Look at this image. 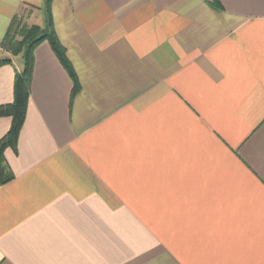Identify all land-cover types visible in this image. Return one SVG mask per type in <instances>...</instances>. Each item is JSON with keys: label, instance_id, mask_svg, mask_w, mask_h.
<instances>
[{"label": "crops", "instance_id": "obj_1", "mask_svg": "<svg viewBox=\"0 0 264 264\" xmlns=\"http://www.w3.org/2000/svg\"><path fill=\"white\" fill-rule=\"evenodd\" d=\"M52 0L34 49L13 179H0V264H264V0ZM0 0V104L21 55ZM0 117V140L11 127Z\"/></svg>", "mask_w": 264, "mask_h": 264}, {"label": "trees", "instance_id": "obj_2", "mask_svg": "<svg viewBox=\"0 0 264 264\" xmlns=\"http://www.w3.org/2000/svg\"><path fill=\"white\" fill-rule=\"evenodd\" d=\"M47 24L44 27L29 25L19 16L13 17L9 28L4 36L1 46L13 56L21 55L23 68L16 71L14 83V100L8 104H0V117L9 116L12 119L11 127L7 134L0 140V179L6 183L13 179L14 175L6 161L5 150L9 147L17 149L20 131L23 127L32 84V72L34 65V49L42 41L48 40L60 62L73 79V95L80 91V83L77 73L67 57L66 49L61 44L55 29L51 13L52 0H45ZM217 8L220 7L219 0H213ZM11 58H0V67L11 63Z\"/></svg>", "mask_w": 264, "mask_h": 264}, {"label": "rangeland", "instance_id": "obj_3", "mask_svg": "<svg viewBox=\"0 0 264 264\" xmlns=\"http://www.w3.org/2000/svg\"><path fill=\"white\" fill-rule=\"evenodd\" d=\"M21 19H22V17H20ZM24 21V20H23ZM6 104H8V103H6ZM29 104V103H28ZM28 109V108H27ZM13 173V172H12Z\"/></svg>", "mask_w": 264, "mask_h": 264}]
</instances>
